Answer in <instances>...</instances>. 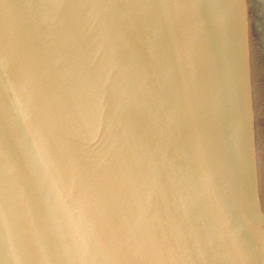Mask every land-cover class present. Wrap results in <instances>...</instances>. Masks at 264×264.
Segmentation results:
<instances>
[{"label":"water","instance_id":"obj_1","mask_svg":"<svg viewBox=\"0 0 264 264\" xmlns=\"http://www.w3.org/2000/svg\"><path fill=\"white\" fill-rule=\"evenodd\" d=\"M0 264H264V0H0Z\"/></svg>","mask_w":264,"mask_h":264}]
</instances>
